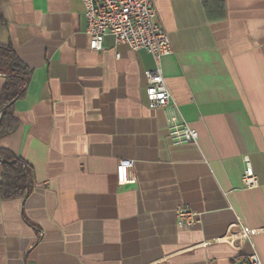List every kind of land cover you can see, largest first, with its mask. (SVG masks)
I'll return each mask as SVG.
<instances>
[{
    "label": "crops",
    "instance_id": "0c3cea01",
    "mask_svg": "<svg viewBox=\"0 0 264 264\" xmlns=\"http://www.w3.org/2000/svg\"><path fill=\"white\" fill-rule=\"evenodd\" d=\"M153 3L172 46L162 74L197 143L171 142L148 106L151 53L110 34L90 48L82 0H0V44L32 71L0 138L27 170L24 195L0 193V264H239L252 251L264 264V0ZM126 158L137 181L119 186Z\"/></svg>",
    "mask_w": 264,
    "mask_h": 264
},
{
    "label": "built area",
    "instance_id": "2783aa9c",
    "mask_svg": "<svg viewBox=\"0 0 264 264\" xmlns=\"http://www.w3.org/2000/svg\"><path fill=\"white\" fill-rule=\"evenodd\" d=\"M86 20V33L91 49L102 50L105 35H112L116 43L125 44L132 50L144 49L151 53L155 62L153 70L145 71V88L148 106L165 111L168 135L174 144L197 143L198 133L180 116L179 109L171 100V93L162 74L160 60L172 52L169 37L157 20L153 0H82ZM134 162L119 160L116 178L119 186L136 183L132 172ZM247 187L257 184V177L249 160L245 159L242 176ZM198 222L197 214L188 207L177 209V225L191 228ZM243 237L247 233L242 230ZM239 264H263L257 251H252Z\"/></svg>",
    "mask_w": 264,
    "mask_h": 264
},
{
    "label": "trees",
    "instance_id": "16d2710c",
    "mask_svg": "<svg viewBox=\"0 0 264 264\" xmlns=\"http://www.w3.org/2000/svg\"><path fill=\"white\" fill-rule=\"evenodd\" d=\"M0 73L5 81L0 91V138L13 133L19 121L13 112V103L25 94L31 69L7 45L0 44ZM3 163L0 193L3 197H19L25 194L26 165L10 150L0 147Z\"/></svg>",
    "mask_w": 264,
    "mask_h": 264
}]
</instances>
